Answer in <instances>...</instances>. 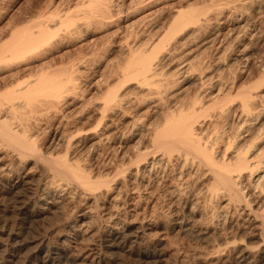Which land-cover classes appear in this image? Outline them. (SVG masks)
Wrapping results in <instances>:
<instances>
[{
    "label": "rangeland",
    "instance_id": "1",
    "mask_svg": "<svg viewBox=\"0 0 264 264\" xmlns=\"http://www.w3.org/2000/svg\"><path fill=\"white\" fill-rule=\"evenodd\" d=\"M21 31L52 38L19 60H0V116L33 138L40 154L66 157L106 182L93 196L43 171L31 155L18 159L0 137V220L9 224L0 231V264H41L33 257L42 238L74 259L100 251L89 264H264V194L254 184L264 168L240 179L249 206H228L210 196L204 167L183 164L178 149L159 162L156 144L170 115L194 103L196 135L215 136L216 155L225 152L226 136L229 156L237 145H250L253 157L263 149L264 0H0V54ZM147 60L156 71L149 80L139 73ZM44 70L62 85L52 104L20 94ZM248 89L246 115L235 95ZM109 93L115 100L105 104ZM219 96L227 98L221 105ZM215 129L225 134L220 142ZM141 152L146 159H137ZM43 188L60 196L47 200ZM175 209L195 211L181 227L171 221ZM75 219L88 231L66 244L63 225ZM112 224L122 235L113 248L104 241ZM243 244L249 251L239 252Z\"/></svg>",
    "mask_w": 264,
    "mask_h": 264
},
{
    "label": "bare ground",
    "instance_id": "2",
    "mask_svg": "<svg viewBox=\"0 0 264 264\" xmlns=\"http://www.w3.org/2000/svg\"><path fill=\"white\" fill-rule=\"evenodd\" d=\"M186 12H187V9L180 10L179 14L182 16H185L183 14ZM47 29H49V28H47ZM21 32H24V31H21ZM30 32H31V30H30ZM47 32H49V31H47ZM47 32H46V34H44L43 32L39 33L38 37L36 35H32V34H31L32 36L28 35L29 32L28 33L24 32L25 34L19 33V35L15 34L14 35L15 37L12 38V39H15V42H13L11 39L10 42L8 41L9 45H7V43H6L7 47L6 46L1 47L2 54H0V60L3 62V61H5V59L10 58V56L14 57V59H15L16 56L18 57L21 55H26V53L28 54V51L31 52V50L33 51L34 48L37 49L38 46H40L43 42H45L47 40V38H48L47 36L49 35V34L47 35ZM50 32H52L51 29H50ZM31 33H33V32H31ZM22 36H24V37H22ZM49 36L51 37V34ZM10 43H12L11 44L12 46L10 45ZM8 46H10L9 49H8ZM5 49H6V52H5ZM7 49L9 51V53H8ZM6 61H8V59ZM42 68L44 69V66ZM46 72L47 71L42 73L41 78L39 77L37 79L38 81L35 84L36 87L32 86V88L31 87L27 88L24 91H21L20 94H22V96L25 97L29 101L33 100V102L38 100L39 97L40 98L44 97V99H42V100H45V102L43 101L44 103L52 104L53 99L58 98V95H60L59 93H61L60 91L62 89V85L57 81L54 82V80H51V78L49 79L50 73L47 74ZM139 73H142L145 75L144 79H146V78L152 79V77L154 78L156 71L152 67V64L150 63V61L147 60L146 62L143 63L142 67L139 69ZM42 76L44 77V79ZM46 76H48V77H46ZM47 78L49 81L47 80ZM50 80L53 82H51ZM43 82L47 83V84L44 85ZM41 84H43V85H41ZM218 92L222 93L223 91H220V89H219ZM8 93H10V92H8ZM111 93L108 94L109 96L106 98L105 104H107V102H110V101L112 102L113 100H115L116 96H114ZM10 95H14V92H13V94L11 93ZM218 95H219V93H218ZM225 96H227V95H225ZM225 96H223V99L225 98ZM235 96H238L242 100V104H241L242 105V113H246V115H249L250 110L252 109L251 108V100L253 98V91L249 90V89L246 91L239 90V91H237ZM220 97L221 96H219L216 100L219 101ZM226 99L227 98L222 100V98H220V100H222L224 102ZM55 101H56V99H55ZM38 102H40V101H38ZM219 102L221 105L222 102L221 101H219ZM214 103H216V101ZM193 104L189 108L190 111L183 112L184 111L183 110V111H180V113L177 115H174V114L170 115L171 118L167 121V123H165L164 128L159 132L157 139H156V144L158 145L157 147H159V149L162 151V153L159 154L158 161L162 162L166 158L167 155L164 152H166V153L170 152L171 153L172 150L175 151L176 149H178L179 150V151L177 150L178 152L184 153V157H183L184 163L183 164H186L190 161L196 162L198 167H200V168L204 167L206 169L207 173L211 176L210 177L211 183L209 184V186L207 188L210 196H212V197L216 196L218 198L224 197V199L227 202L226 204H228V206L234 202H237L239 204L242 203L244 208L248 207L250 204V201L248 200V198L243 193V187H242V184L240 183V179H242V177L245 175L253 176V174L256 171L264 168V146H263V149L257 148L256 156L253 157V154L251 152L252 150H250L251 149L250 145H247L244 148H240L237 145L236 146L237 150H234L233 155L229 156L228 151L232 150L233 144H232V141L229 139L231 137L227 138V136H226L225 138L227 139V147L225 148V152L223 151V153H221V154L218 152L217 153L218 155H216L214 152L215 145L217 144V142L215 144L216 138H215L214 144H213L214 148L212 147L213 145L210 144L211 140L215 136H211V138H210V135H209V138H207V140L203 141V139H204L203 137H205V136L197 137V135H196V132H195V123H196L195 120L196 119H192L196 115L195 114L196 113L195 112L196 106ZM12 106L15 107L14 105H12ZM105 106H107V105H105ZM216 129H215V131H216ZM219 132H220L219 130L216 131L217 136H218ZM221 133L222 132H220V135H221ZM212 134H213V132L211 133V135ZM223 136H225V134ZM223 136L222 135H221V137L219 136L220 138L217 141L220 142V139ZM0 137L2 139V142H4L6 145L8 144V146H10L13 149L12 151H15V152H13V154L16 153L15 156H17L18 159L19 158L21 159L22 157H25L27 155H29V156L31 155L37 162H42L43 171H45L47 173L48 172H54L56 175H62L65 178H67L68 180H74L75 182L78 183L77 185L82 191H85V192L89 191V192H91V194L93 196L97 197V192L94 193V191L95 190L97 191L98 188L101 186V184L103 182H106V180L104 181L103 179H100V178L92 179V177L88 176L87 173L85 174L84 172H82L76 166V164L74 166L73 164L69 163V161H68V159H66V157H63V159L52 158V156L49 157V156L43 155L42 153L40 154L38 152L39 149L35 143V140L31 137L29 138L28 135L25 134L24 132L21 133L17 130H14L11 127V124L9 122H7V120H5V117H2V116H0ZM222 140H221V142H222ZM141 153L139 155H136V157L139 156V157H144L146 159L148 156V153H145V152H141ZM139 157H137V159ZM137 159H136V161H137ZM139 160H140V158H139ZM151 168H149V169H151ZM262 172H263L262 174H256V177L257 176L258 177L256 178L254 184L256 187L261 186V190L264 194V187H262V185H260V183L262 182V180L264 178V171L262 170ZM61 187L62 186L60 185L59 188H61ZM43 196L45 199L48 200V199H56L60 195L55 190L53 192L51 190H48L47 188H45V189L43 188ZM194 211L195 210H189V212H188V211H184V210L175 209L173 212V217H172L171 221H172V223L174 222L175 224H178L181 227H182V225L185 226L187 223L186 218H187L188 213H190V212L194 213ZM85 217H86V214L83 215L79 220L83 221L82 219H85ZM113 218L114 217L110 216L109 220L112 221ZM83 224H85V223L82 222V224H78L77 219H75L74 221L73 220L66 221L65 224L63 225V230H62V234L60 235V240L62 239V241L66 244L70 243L69 241H71V242L73 241V243L78 242L79 239L82 238L83 235L86 233V231H88L87 230L88 228L85 227ZM262 224L264 225V217H263ZM7 228H9L8 222L3 221L1 219L0 220V231H5V230H7ZM12 233H11L10 240H15L17 238V235L12 234ZM262 233L264 234V232H262ZM105 235H106L105 240L104 239L103 240L106 241V243H109L112 241L110 244H107V246H109V247H112L119 239L122 238V235L118 231V228L116 226H113V224H112V230H110L109 233H107ZM124 236H123V238H124ZM126 237L129 238L127 235H126ZM135 237L138 239L140 238L137 236H135ZM132 239H134V238H132ZM63 242H62V244H63ZM40 243H41V248L38 250V252L34 255L33 258L36 259L38 257H41V259H42L41 264H89L88 259L90 260L91 255L94 256V258H95L97 256V254L99 255V253H100V251L98 252L97 249L95 250V249L90 248L91 252L89 251L86 254L81 253V255L77 254L78 256L75 255L76 258L74 259V255L72 256L70 253L71 251L68 252V249L66 250L65 247L61 248L59 246H54L49 241V239L42 238ZM68 246H70V245L68 244ZM115 246H116V244H115ZM227 246H229V243H227ZM237 248H239V252H241V253L245 252L246 250L249 251V249H248L249 246L247 248V245H245V244H243ZM94 258H92L91 264L93 262H96V261H94L95 260ZM98 263H99V261H98Z\"/></svg>",
    "mask_w": 264,
    "mask_h": 264
}]
</instances>
